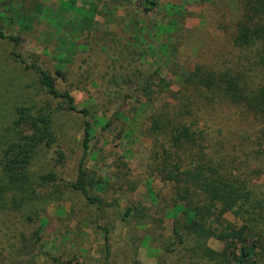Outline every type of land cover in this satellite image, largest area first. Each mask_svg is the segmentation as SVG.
<instances>
[{"label":"rangeland","instance_id":"1","mask_svg":"<svg viewBox=\"0 0 264 264\" xmlns=\"http://www.w3.org/2000/svg\"><path fill=\"white\" fill-rule=\"evenodd\" d=\"M248 1L0 0V11L14 18L3 19V31L22 37L18 46L0 37V152L15 139L21 106H49L57 135L30 166L34 200L0 210V264H236L239 249L229 246L232 241L188 232L163 169L187 164L192 155L179 150L168 122L198 119L213 134L203 151L221 149L230 172L264 185V157L255 154L254 140L260 123L202 82L231 71L263 85L257 49L235 44ZM22 5H32L33 15L41 12L27 27L11 11ZM12 52L47 70L58 92L73 96L77 111L48 94L37 69ZM192 74L198 75L189 85ZM162 115L165 128L154 125ZM86 120L92 127L87 150ZM55 148L66 151L65 165L58 164ZM81 161L82 184L100 205L73 187ZM176 221L184 244L174 234ZM203 223L222 234L243 231L253 252L247 264H264V219L244 223L221 211ZM205 249L219 258L210 259Z\"/></svg>","mask_w":264,"mask_h":264},{"label":"trees","instance_id":"2","mask_svg":"<svg viewBox=\"0 0 264 264\" xmlns=\"http://www.w3.org/2000/svg\"><path fill=\"white\" fill-rule=\"evenodd\" d=\"M150 4L154 5V3ZM22 6L18 10L12 8L11 11L17 14L20 24L26 25V27L32 22L34 24L36 19L41 16V12L38 11L34 14L38 16H34L32 5ZM36 9L38 10V8ZM149 10L151 7L147 9V11ZM6 18L14 20L12 16L0 11V37L10 39L15 46H18L22 42L21 35L9 36L2 29L3 19ZM235 44L241 49H257L259 53L257 62L264 69V0H249L247 2V12L240 22ZM10 55L13 59L25 63L27 68L37 69L41 85L48 94L67 99L69 111H77L73 96L69 92L63 94L58 92L54 78L47 70L35 62L28 63L23 55L15 52ZM58 74L61 75V72L58 71ZM197 75L192 74L186 83L193 84ZM202 82L206 88L211 87L213 94H218L230 105H235V108L245 115V118L251 119L253 124L260 123L259 129L254 131V140L257 145L255 154L264 157V83L255 87L247 77L234 74L231 71L224 72L216 78L213 77V74H209V79ZM197 101L199 104L202 100ZM81 112L85 115L88 114L86 110ZM189 113L191 114V112ZM163 117L162 115L158 119L154 118V125L165 128V123H162L161 120ZM174 118L176 119V115ZM168 124L171 131L174 132L179 150H190L192 153L190 162L187 164L177 161L172 166L167 163L163 169L166 172V179L172 184L170 187L175 196L173 205L175 208L182 207L183 221L187 222L185 223L186 229L189 233L196 234L199 239L201 237H218L223 241H232L229 246L233 245L239 249L238 255H234V261L236 264H247L253 257V252L249 248V239L244 232L230 228L228 234H222V231L218 232L217 229L208 228L203 220L211 218L221 211L232 212L237 217L243 218L244 223L245 221L251 223V220L257 222L259 219H264L263 183L256 185L249 177H241L230 172L221 149L216 150L213 155L204 152L206 147L202 143L211 139L213 134L205 126L199 125L198 119L190 125L186 123V120L179 121L177 125L170 120ZM14 130L15 139L0 152V210L21 209L34 200L36 191L32 185L30 166L40 148H50L57 142L53 111L46 105L36 107V104H29L17 108ZM91 135L92 127L86 120L84 121V137L82 139L86 150L89 147ZM245 135L243 141H245ZM54 155L59 165H65L67 153L64 149L55 148ZM83 176L84 169L81 161L78 177L73 187L75 190L85 193L88 201L92 204H102L100 198L87 193L81 180ZM179 176L183 177L181 181L178 180ZM131 212V208L126 211L125 220ZM190 216H193V220L188 222ZM216 220L221 222V219ZM179 228L181 226L176 221L174 234L179 238L180 244H184L185 235L180 232ZM244 228L249 230L250 226L244 225ZM205 252L212 260H216L220 256V253L210 249H205Z\"/></svg>","mask_w":264,"mask_h":264}]
</instances>
